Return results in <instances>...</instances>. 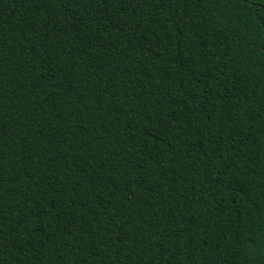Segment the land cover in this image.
Segmentation results:
<instances>
[{
	"label": "trees",
	"instance_id": "1",
	"mask_svg": "<svg viewBox=\"0 0 264 264\" xmlns=\"http://www.w3.org/2000/svg\"><path fill=\"white\" fill-rule=\"evenodd\" d=\"M0 264H264V0H0Z\"/></svg>",
	"mask_w": 264,
	"mask_h": 264
}]
</instances>
